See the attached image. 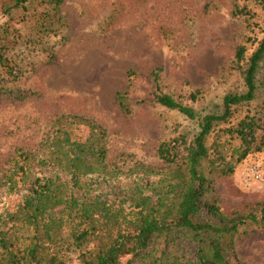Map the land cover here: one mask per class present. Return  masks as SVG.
Here are the masks:
<instances>
[{
    "label": "rangeland",
    "instance_id": "obj_1",
    "mask_svg": "<svg viewBox=\"0 0 264 264\" xmlns=\"http://www.w3.org/2000/svg\"><path fill=\"white\" fill-rule=\"evenodd\" d=\"M14 2L0 0V52L10 66L0 65V184L22 162L20 153L42 154L53 136L68 131L83 139L97 126L109 174L104 194L115 200L125 201L116 185L136 183L144 195L166 187L177 170L158 158V145L180 136L188 142L198 131V119L160 105L154 95L170 94L198 116L220 110L226 93L245 88L237 49L244 46L248 57L264 36L256 0H64L56 13L44 0ZM257 78L264 84V61ZM263 102L264 86L232 121L256 114L263 125L257 135H264ZM237 145L233 140L224 151ZM262 161L264 145L216 178L207 198L226 214L254 209L264 200V184L245 170ZM18 198L1 185L0 212ZM63 252L78 261L79 251ZM225 255L230 264H264V228H240Z\"/></svg>",
    "mask_w": 264,
    "mask_h": 264
},
{
    "label": "trees",
    "instance_id": "obj_2",
    "mask_svg": "<svg viewBox=\"0 0 264 264\" xmlns=\"http://www.w3.org/2000/svg\"><path fill=\"white\" fill-rule=\"evenodd\" d=\"M27 1L15 0L13 7ZM44 1L56 13L64 0ZM256 1L264 12V0ZM245 51L244 46L236 51L245 88L226 93L220 110L198 116L170 94L154 95L160 105L198 119V131L188 142L180 136L158 145V158L175 165L177 174L154 194L144 195L136 183L114 186L125 201L104 194L109 174L104 131L97 126L83 139L68 131L53 136L42 154L20 153L22 162H15L0 184L19 194L0 212V264H230L225 254L240 228H264V200L247 212L226 214L217 199L207 198L216 178L232 174L264 145V135H257L263 128L259 116L246 112L232 121L238 106L253 101L264 86L257 78L264 36L248 57ZM0 65L10 69L2 52ZM197 93L190 94L192 100ZM119 105L124 106L121 97ZM233 140L238 145L225 152ZM21 181L26 188L19 191ZM64 250L79 251L78 261L66 259Z\"/></svg>",
    "mask_w": 264,
    "mask_h": 264
},
{
    "label": "built area",
    "instance_id": "obj_3",
    "mask_svg": "<svg viewBox=\"0 0 264 264\" xmlns=\"http://www.w3.org/2000/svg\"><path fill=\"white\" fill-rule=\"evenodd\" d=\"M245 172L249 180L264 184V161L260 163H249Z\"/></svg>",
    "mask_w": 264,
    "mask_h": 264
}]
</instances>
